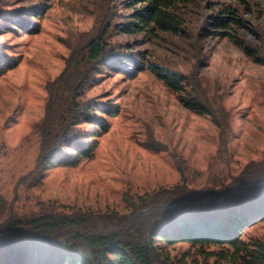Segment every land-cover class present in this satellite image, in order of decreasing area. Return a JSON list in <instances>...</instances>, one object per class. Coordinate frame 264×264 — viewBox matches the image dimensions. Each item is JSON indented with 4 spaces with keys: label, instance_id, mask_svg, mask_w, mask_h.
I'll return each instance as SVG.
<instances>
[{
    "label": "rangeland",
    "instance_id": "374dc122",
    "mask_svg": "<svg viewBox=\"0 0 264 264\" xmlns=\"http://www.w3.org/2000/svg\"><path fill=\"white\" fill-rule=\"evenodd\" d=\"M120 1L0 0L1 9L33 7L39 12L28 17L38 26L33 33L16 25L0 27V52L13 62L0 71V212L13 208L18 214H33L53 203L126 212L130 195L179 182L180 166L187 167L188 183L199 187L264 157V65L216 34L211 23L215 16L236 15L246 25L233 32L264 46V0H198L191 16L210 24L197 37L162 33L141 45L137 43L146 40L143 34L116 33L115 38L181 71L190 68L198 48L204 47L200 58L204 82L222 96L230 113L233 133L227 152L221 149L213 120L187 108L180 94L151 71L129 75L107 66L85 91L87 98L116 110L100 112L109 125L107 130L97 128L93 156L73 165L40 166L48 83L62 72L70 45L94 24L102 5L117 6L116 21L125 19L122 16L131 10L118 5ZM81 128L97 130L88 122ZM189 247L178 243L176 250L169 249L178 254Z\"/></svg>",
    "mask_w": 264,
    "mask_h": 264
},
{
    "label": "trees",
    "instance_id": "16d2710c",
    "mask_svg": "<svg viewBox=\"0 0 264 264\" xmlns=\"http://www.w3.org/2000/svg\"><path fill=\"white\" fill-rule=\"evenodd\" d=\"M196 3L198 0H121L118 5L131 10L122 16V22L116 21L117 6H101L94 24L70 45L62 72L48 83L40 166L73 165L93 156V137L109 125L100 112L113 114L116 110L109 103L87 98L85 91L107 66L129 75L151 71L180 94L187 108L213 120L219 128L221 149L227 152L233 133L230 113L222 96L204 82L200 62L204 47L198 48L190 68L181 71L151 60L148 53L133 51V45L115 38L116 33L143 34L146 40L137 43L141 45L162 33L197 37L210 22L193 20ZM37 11L33 7L0 8V27L16 25L18 30L33 33L38 26L28 17L38 16ZM211 23L216 34L229 38L264 65V46L250 44L233 32L246 25L242 18L215 16ZM11 64L0 52V71ZM85 122L99 129L84 130ZM179 170V182L130 195L126 212L61 203L33 214H18L13 208L0 212V264H264V230L257 232L264 228V157L249 160L237 173L214 176L199 187L188 183L186 166ZM178 243L190 247L173 254L169 247L176 250Z\"/></svg>",
    "mask_w": 264,
    "mask_h": 264
}]
</instances>
